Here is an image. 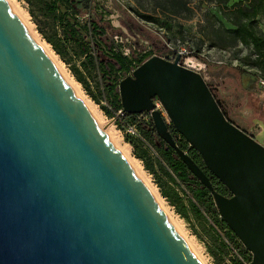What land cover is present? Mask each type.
<instances>
[{"label":"water","instance_id":"1","mask_svg":"<svg viewBox=\"0 0 264 264\" xmlns=\"http://www.w3.org/2000/svg\"><path fill=\"white\" fill-rule=\"evenodd\" d=\"M179 60L152 56L121 79V109L150 115L250 264H264V147L225 118L202 76ZM155 100L228 196L176 145ZM0 264H199L4 0Z\"/></svg>","mask_w":264,"mask_h":264},{"label":"rangeland","instance_id":"2","mask_svg":"<svg viewBox=\"0 0 264 264\" xmlns=\"http://www.w3.org/2000/svg\"><path fill=\"white\" fill-rule=\"evenodd\" d=\"M4 1L17 18L21 19L20 22L44 55L59 71L79 102L95 119L113 147L121 153L123 159L137 174L181 241L195 256L199 264H215L211 252L215 253L220 249L224 260L231 261L232 258L225 249V238L220 235L219 226H217V223L222 221L219 214L217 218H212L201 212V216L196 217L189 210L195 206L196 201L187 194L179 192L181 203L187 207L188 219H184L177 213V209L162 196L160 188L155 182V177L145 169L143 162L135 156L131 143L139 147L138 153L141 150L145 152L146 158L155 165L159 177L166 174L176 187L178 180L162 158L161 153L155 149L158 156H152L146 146L136 140L129 139L112 122L107 113L113 110L114 106L110 103L113 100L108 96L105 87H101V80L95 71L85 72V70H81L86 79L88 90H85L77 81L68 63L77 67L83 59L74 57L73 51H71V60L65 62L53 51L42 34L48 32L46 23L51 21L46 22L45 18L41 16L38 5H28L26 0ZM32 1V3L37 2ZM98 1L105 11V20L109 22L111 33L118 37L116 44L119 46V52L128 56L137 65V61L148 58L149 55H161L158 57L170 61L173 57L176 58L175 52L184 51V55L179 60L181 66L188 68L186 60H195L198 66L194 69H188L202 76L225 118L264 147V90L255 88L252 92L246 91L243 88L239 70L261 76H264V73L253 67L246 59L249 54V49L246 47L238 46L221 50L211 48L203 40L201 31L204 28L209 29L212 24H215L216 19L214 17L219 18L217 8L214 5L195 0L190 1L187 3L188 10L175 16L167 12L169 6L162 0ZM238 1L230 0L228 5ZM29 11L32 12V15ZM141 15L151 17L153 22L145 21ZM259 27L264 33V20L259 21ZM98 91L101 92L102 96L98 94ZM114 93L118 94V88ZM154 102L157 105V100ZM158 111L168 130L173 134L174 129L162 106L159 107ZM111 135L116 137V141L112 140ZM174 137L182 139L176 132ZM147 142L152 145L150 141ZM187 146L189 149L188 144Z\"/></svg>","mask_w":264,"mask_h":264},{"label":"trees","instance_id":"3","mask_svg":"<svg viewBox=\"0 0 264 264\" xmlns=\"http://www.w3.org/2000/svg\"><path fill=\"white\" fill-rule=\"evenodd\" d=\"M35 1L37 2L32 3V0H26L28 5H38V10L46 22L48 20L51 21L46 23L47 33L44 34L38 29L39 32L43 34L46 42L63 61L71 60V51H73L72 55L74 57L83 59L79 67L71 66L69 63L68 65L74 77L85 90L88 89L85 82L86 79L81 70H85V72L93 70L98 74L102 83L101 87H105L108 96L113 100L110 102L114 106L113 110L107 113L112 118L113 112L121 108L119 96L114 93L119 81L130 75L135 68L152 55H149L148 58L140 59L136 65L128 56H124L119 52V46L110 31L109 22L105 20V11L98 0ZM190 1L194 0H162L169 6L167 12L175 16L187 11V3ZM195 1L214 5L219 14V18L214 17L216 19L215 24H212L209 29L204 28L201 31V37L208 46L221 50L244 46L249 49L246 59L249 60L253 67L264 73V33L259 27V21L264 20V0H239L230 6L228 5L230 0ZM30 14L32 15V12ZM141 18L147 22H153V19L149 16L141 15ZM67 57L68 60H66ZM239 71L243 88L246 91L252 92L255 88L260 90L257 87V74ZM98 94L102 96L99 91ZM125 116L129 122H138V115L126 114ZM118 127L121 129L119 125ZM137 129L161 153L162 158L179 184L185 188L186 194L196 201L195 206L189 209L190 212H193L196 217H200L201 212H204L212 218H217L218 213L210 192L192 176L178 159L175 152L157 138L151 120L137 123ZM174 134L175 132L173 131L172 136L176 145L184 151L187 150L192 160L206 173L213 189L221 195L228 196L229 192L227 189L206 171L197 152L192 148L188 149L187 143L183 139L174 137ZM131 145L135 151V156L143 162L145 169L155 177V182L160 188L162 196L177 209V213L182 218L188 219L187 207L181 203L178 193L166 185V182L170 181L169 177L166 174L159 177L156 173L155 165L146 158L145 152L141 150L138 153L139 147L133 143ZM217 226H219L220 235L229 241L245 260L249 261L250 254L226 224L220 221ZM225 249L227 251L226 246ZM211 255L215 259V264H241L233 258L229 262L225 261L221 249L215 253L211 252Z\"/></svg>","mask_w":264,"mask_h":264},{"label":"built area","instance_id":"4","mask_svg":"<svg viewBox=\"0 0 264 264\" xmlns=\"http://www.w3.org/2000/svg\"><path fill=\"white\" fill-rule=\"evenodd\" d=\"M114 40L117 42L118 37L114 36ZM183 56L184 55V51H179V52H175L174 56ZM174 60V57L170 60L171 62ZM257 87L260 90H264V76L258 75L257 74ZM155 110L159 109V107H161V105L158 103L157 101V105L155 104ZM126 113L123 112V110L120 108L116 111L113 112L112 114V122L116 124V126H120L121 130L123 131V133L128 136L131 139L137 140L140 143H142L144 146L147 147L148 152L151 153L152 156H158L154 146L150 145L146 139L139 133L138 129H137V123L142 122V121H149L151 120L150 115L143 113V114H139L138 115V122L137 123H133V122H129L128 120H126ZM158 158V157H157ZM176 188L179 192L185 193L186 194V190L183 186H181L179 184V182L176 181ZM224 243L225 246L227 248V251L230 255L231 258L235 259L236 261H238L241 264H250L251 262V258L249 261L245 260L237 251V249L231 244L229 243V241H227L226 239H224Z\"/></svg>","mask_w":264,"mask_h":264},{"label":"bare ground","instance_id":"5","mask_svg":"<svg viewBox=\"0 0 264 264\" xmlns=\"http://www.w3.org/2000/svg\"><path fill=\"white\" fill-rule=\"evenodd\" d=\"M21 20V19H20ZM186 65H187V67L188 68H192V69H194L195 67H197L198 66V64L195 62V60L193 61L192 59H187L186 60ZM97 120V119H96ZM109 134H111L110 133V131H109ZM112 137L111 138H113L112 140H114V141H116V137L114 136V135H111ZM118 153L120 154V156L122 157V158H124L122 155H121V153L118 151ZM175 227V226H174Z\"/></svg>","mask_w":264,"mask_h":264},{"label":"crops","instance_id":"6","mask_svg":"<svg viewBox=\"0 0 264 264\" xmlns=\"http://www.w3.org/2000/svg\"><path fill=\"white\" fill-rule=\"evenodd\" d=\"M80 64V63H79ZM77 67H79V65H77ZM166 185L169 187V188H171V189H173L175 192H177L178 193V190H177V188L170 182V181H167L166 182ZM178 195H179V197H180V194L178 193Z\"/></svg>","mask_w":264,"mask_h":264}]
</instances>
